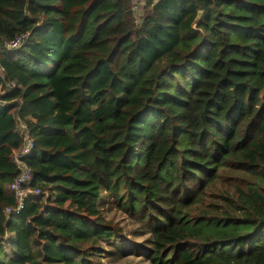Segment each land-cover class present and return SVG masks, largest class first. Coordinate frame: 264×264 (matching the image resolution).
I'll list each match as a JSON object with an SVG mask.
<instances>
[{
	"label": "trees",
	"instance_id": "trees-1",
	"mask_svg": "<svg viewBox=\"0 0 264 264\" xmlns=\"http://www.w3.org/2000/svg\"><path fill=\"white\" fill-rule=\"evenodd\" d=\"M134 3L0 0V264H264V0Z\"/></svg>",
	"mask_w": 264,
	"mask_h": 264
},
{
	"label": "built area",
	"instance_id": "built-area-1",
	"mask_svg": "<svg viewBox=\"0 0 264 264\" xmlns=\"http://www.w3.org/2000/svg\"><path fill=\"white\" fill-rule=\"evenodd\" d=\"M134 1V8L138 10L140 5H142L145 0ZM28 33V31L20 32L10 40H4L3 44L8 48H15L28 35ZM11 85H14V83L11 82ZM19 132L21 136V144L13 149V160L18 168V173L9 184L10 190L14 192L17 197V204L15 206H7L5 210L6 212L13 210L15 213H17L19 209L22 208L24 197L29 194H38L40 192L39 189L30 186L32 172L27 163L22 158L23 155L31 150L34 144L33 138L29 133L28 125L23 120H21L19 123Z\"/></svg>",
	"mask_w": 264,
	"mask_h": 264
},
{
	"label": "rangeland",
	"instance_id": "rangeland-1",
	"mask_svg": "<svg viewBox=\"0 0 264 264\" xmlns=\"http://www.w3.org/2000/svg\"><path fill=\"white\" fill-rule=\"evenodd\" d=\"M140 13V11L138 12V14ZM125 221H127L126 220V217L123 215V217L120 219L119 217H115V219H114V221L112 222V224H116V222H118V223H121V222H125ZM124 229H125V237H123V243H124V245L125 244H129L130 243V238L133 236V234L130 232V231H128V225L127 224H124ZM135 238V240L137 241V242H140L141 241V239H142V237H140V236H135L134 237ZM125 248H128V246H126ZM120 249H118V251H119ZM137 258L136 256H134L132 253L130 254V253H128L127 254V256H119V258L116 260V264H123V262H124V259H126V258Z\"/></svg>",
	"mask_w": 264,
	"mask_h": 264
},
{
	"label": "water",
	"instance_id": "water-1",
	"mask_svg": "<svg viewBox=\"0 0 264 264\" xmlns=\"http://www.w3.org/2000/svg\"><path fill=\"white\" fill-rule=\"evenodd\" d=\"M200 14H201V11L198 12V14H197V16H196V18H195V20H194L195 23L197 22V20H198Z\"/></svg>",
	"mask_w": 264,
	"mask_h": 264
}]
</instances>
